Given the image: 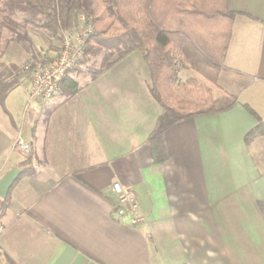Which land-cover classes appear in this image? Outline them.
<instances>
[{
	"label": "crops",
	"instance_id": "0c3cea01",
	"mask_svg": "<svg viewBox=\"0 0 264 264\" xmlns=\"http://www.w3.org/2000/svg\"><path fill=\"white\" fill-rule=\"evenodd\" d=\"M228 8L236 14L214 91L237 102L166 129L161 161L149 137L163 108L138 50L106 72L117 80H85L75 94L40 103L35 131L26 105L22 118L6 106L16 88L8 94L0 179L31 155L17 137L31 145L33 173L18 175L0 215V261L264 264V134L245 107L264 120V0H228ZM194 75L179 66L176 80ZM116 181L136 192L143 221L116 214Z\"/></svg>",
	"mask_w": 264,
	"mask_h": 264
},
{
	"label": "trees",
	"instance_id": "16d2710c",
	"mask_svg": "<svg viewBox=\"0 0 264 264\" xmlns=\"http://www.w3.org/2000/svg\"><path fill=\"white\" fill-rule=\"evenodd\" d=\"M81 14L93 30L83 57L66 71L60 92L69 97L78 91L77 75L85 71L82 67L88 65L90 57L101 56L99 65L92 62L86 69L97 78L132 52L140 51L150 68V93L163 108L149 137L156 161L165 158L162 134L166 129L187 118L220 113L236 104L237 96L225 93L218 97L214 91L219 87L220 72L226 68L224 57L236 14L228 8V0H0V36L8 27L16 39L33 45L29 27L45 29L49 50L32 47L25 65L37 57L39 50L57 55L65 33L73 29ZM23 25H29L24 33L19 31ZM23 66L0 60L1 106L28 77ZM179 66L195 72L181 84L184 94L175 85ZM245 107L258 120L256 130L264 134V120L249 105ZM41 108L40 104L26 112L33 131ZM32 155L23 162L19 177L33 173ZM19 177L7 196L0 197V215L9 206L11 190Z\"/></svg>",
	"mask_w": 264,
	"mask_h": 264
},
{
	"label": "built area",
	"instance_id": "2783aa9c",
	"mask_svg": "<svg viewBox=\"0 0 264 264\" xmlns=\"http://www.w3.org/2000/svg\"><path fill=\"white\" fill-rule=\"evenodd\" d=\"M92 30L85 15H79L73 29L65 33L61 51L57 55L53 56L44 50H39L37 57H32L23 66V71L28 75L21 83L27 97V109L51 100L60 92L66 71L74 67L83 57L86 40ZM15 145L19 146L25 154H30L32 151L31 145L22 137L16 138ZM112 191L117 198L115 212L119 217L129 214L134 223L145 219L138 211V198L131 187L116 181L112 183ZM3 229L0 223V232ZM0 264L6 263L0 261Z\"/></svg>",
	"mask_w": 264,
	"mask_h": 264
},
{
	"label": "rangeland",
	"instance_id": "374dc122",
	"mask_svg": "<svg viewBox=\"0 0 264 264\" xmlns=\"http://www.w3.org/2000/svg\"><path fill=\"white\" fill-rule=\"evenodd\" d=\"M18 16H19V19H22L23 15L20 14ZM28 27H29V25H23L22 28L21 27L19 28V31L23 32L24 30L28 29ZM30 27H29V29H30L29 34L33 38V42H34L33 45H29V43L25 40L19 41L18 39H16V34L12 31V29H10L8 27H4L2 29V33L0 36V60L5 61L7 64L11 63L12 65L21 67L30 58V51H31L30 49L32 47H36V48L43 47L45 50H49V42H48V37L46 35L47 33H46L45 29H43L40 26H34V27L30 26ZM92 62L99 65L101 62V56L100 57H90L88 65H90ZM125 64L126 63H121L120 65L122 67L124 66V68H125ZM87 66H83L82 68H84L85 71L77 75L78 82H84L85 80H93L92 75L88 74V72L86 71ZM109 70H107L106 72H108ZM106 72H104L102 75H100L98 78H100V77L101 78L98 80H108V79L109 80H117L116 77H115V79H113L112 73H106ZM125 72H126V70H121L120 73L123 74ZM184 81L185 80H177L175 82V85L178 86L177 90L179 91L180 94H184L182 91H180L181 90L180 86ZM15 88L16 89L8 97V99L6 101V106L12 112V114L14 115L15 118H18V116H20V118H22V111H23L25 105L27 104V97H26L25 91L23 89V86L21 84ZM63 95H64V92L58 93L56 95V98H52L51 100L47 101V103L45 102L44 104L48 105V102L59 101ZM29 109L30 108H28V110ZM46 114L47 115L49 114L48 110H47V112H45L44 116L42 117V120H45V118L47 117ZM41 126H43V124ZM30 154H25V155L27 156Z\"/></svg>",
	"mask_w": 264,
	"mask_h": 264
},
{
	"label": "water",
	"instance_id": "95a60500",
	"mask_svg": "<svg viewBox=\"0 0 264 264\" xmlns=\"http://www.w3.org/2000/svg\"><path fill=\"white\" fill-rule=\"evenodd\" d=\"M20 168L11 169L0 179V197L5 198L8 194L10 187L21 173Z\"/></svg>",
	"mask_w": 264,
	"mask_h": 264
}]
</instances>
